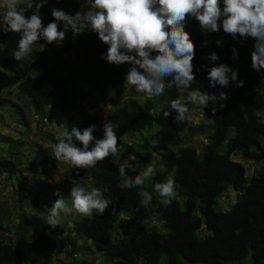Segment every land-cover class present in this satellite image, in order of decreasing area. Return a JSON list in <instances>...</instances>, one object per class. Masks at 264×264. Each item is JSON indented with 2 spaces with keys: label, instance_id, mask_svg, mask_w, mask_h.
Masks as SVG:
<instances>
[{
  "label": "trees",
  "instance_id": "1",
  "mask_svg": "<svg viewBox=\"0 0 264 264\" xmlns=\"http://www.w3.org/2000/svg\"><path fill=\"white\" fill-rule=\"evenodd\" d=\"M51 1L65 5L66 13L79 12L82 7V0ZM40 12L45 26L54 21L46 4ZM3 14L0 13V17ZM31 14L28 11L26 17ZM2 27L0 23V82H8L13 75L7 69L20 71L27 62L25 57L20 61L14 58L20 34L4 31ZM186 30L196 45V54L193 61L195 80L191 89L185 90L199 89L218 97L225 92L228 96L227 100L218 99L205 108L202 105L198 107L199 112L204 109V117L208 121L198 127L199 133L207 140L202 144L200 153L192 145H184L178 150L170 145L181 138V132L189 124L177 125L175 112L168 118L164 117L165 110L171 111V103L155 112L149 101L141 103L134 98L138 93L135 87L125 85L126 73L133 65L125 69L102 59L109 45L103 43L95 32L77 35L82 57L79 64L64 73L29 74L19 83V90L31 98L38 110L52 107L65 115V131H71L73 127L82 131L96 125L93 135L98 139L103 138V131L99 130L100 112L78 109L73 92L84 84L91 92L102 95L105 104L119 101L110 118L117 136L119 133L143 132L156 127L153 135L161 156V168L145 181L143 188L152 199L146 207L141 206L140 189L126 187L125 181L143 171V167L153 161V153L137 152L138 167L132 169L128 165L121 177L119 165L123 162L115 160L122 146L119 137L115 157L109 156L94 167L75 171L83 187L88 190L98 188L103 192L109 203L103 215L95 210L87 216L78 213L68 227L67 235L61 237L59 226L52 228L46 224L44 217L28 214L17 226L16 239L11 240L1 234L4 226L0 214V264H52L62 246H73L71 233L90 241V249L105 254L110 264H161L163 260L166 264H248V257L252 264H264V166L248 178L244 165L232 158L236 152L246 157L264 158V121L259 115L264 110V74L252 68L247 47L237 42L244 38L237 36L234 39L226 34L222 22L220 33H206L199 21L191 18ZM216 34H222L227 41L216 49L219 60L210 62L205 58V42ZM54 43L41 39L33 46L53 47ZM234 48L238 57L233 54ZM221 63L239 70L238 77L244 81L243 87H237L235 82H230L227 87L211 86L208 70ZM126 90L128 98L120 101ZM164 95L169 100L180 98L181 89L166 88ZM9 102L0 93V107ZM213 108L218 110L213 112ZM17 111L25 116L21 107H17ZM24 122L29 124L25 117ZM4 141L15 142L9 136ZM56 161L50 147L39 144L29 161L30 169L39 173ZM2 172L21 181L18 165L13 159L0 157ZM169 177L175 180L177 195L165 205L154 185ZM228 186L237 192V201L229 209L218 210V198ZM44 188L54 202L59 199L57 191L63 194L65 200L70 198V189L51 183H46ZM36 207L43 210L38 203ZM124 215L130 216L128 223L132 227L126 236L114 239L111 233ZM153 218L163 221L164 228L151 226ZM204 224L209 231L206 237L199 234ZM69 255L76 257L77 252L69 251ZM80 264H91V261L86 258Z\"/></svg>",
  "mask_w": 264,
  "mask_h": 264
},
{
  "label": "clouds",
  "instance_id": "2",
  "mask_svg": "<svg viewBox=\"0 0 264 264\" xmlns=\"http://www.w3.org/2000/svg\"><path fill=\"white\" fill-rule=\"evenodd\" d=\"M47 3L48 0H32L22 7L20 0H0V9L5 10L0 17L3 30L20 34L14 52L15 60L20 61L28 55L33 44L41 39L49 44L62 43L68 31L79 35L88 30L98 34L99 39L109 45L102 59L117 66L125 63L133 65L126 73V86H134L137 92L146 94L148 98L162 96L166 88L191 89L195 80L193 61L196 54V45L186 30L188 18L191 17L199 21L206 33L219 32L222 22L223 31L234 39L237 36L253 38L255 50L251 53V66L257 72L264 69V0H92L86 11L76 12L75 15L52 8L54 21L45 26L40 9ZM28 11L32 13L30 17L25 15ZM61 23L63 30H60ZM216 43L219 46L223 42ZM233 54L238 57L235 48ZM207 59L215 62L219 56L213 52ZM238 73V69L233 70L221 63L208 70V79L212 87L217 84L227 87L230 82L243 87L244 81L239 80ZM218 99L227 100V93L221 92L218 97L214 93L192 89L186 96L187 103L179 98L173 99L171 111L165 110L163 115L168 118L175 112L177 125L189 123L195 118L196 110H190L188 103L205 108ZM217 110L213 108V112ZM200 115H205L204 109ZM95 130L96 125L82 131L79 127H73L71 131L67 129L57 135L55 159L65 165L87 169L109 156L115 157L119 137L111 121L105 119L103 138H96L93 135ZM73 138L83 147H77ZM136 159L135 154H129L119 165L121 177L125 175L129 161ZM154 172V165L149 164L134 178L125 181L126 187L140 189L141 206L146 207L152 199L143 186ZM71 183V207L63 194L56 192L59 199L50 207L46 217V224L52 228L59 225L62 216L72 211L87 216L95 210L103 215L109 207L100 189L88 190L75 179ZM154 188L165 205L170 204L177 195L175 180L171 177L156 183Z\"/></svg>",
  "mask_w": 264,
  "mask_h": 264
},
{
  "label": "rangeland",
  "instance_id": "3",
  "mask_svg": "<svg viewBox=\"0 0 264 264\" xmlns=\"http://www.w3.org/2000/svg\"><path fill=\"white\" fill-rule=\"evenodd\" d=\"M32 0H20V4L27 5ZM90 0H82V7L79 12L87 10V7L91 5ZM50 10L52 8H58L66 12V6L55 3L48 0L46 4ZM5 12L4 9H0V13ZM76 12H69L68 14L75 15ZM27 12L25 13V15ZM191 17L188 18L189 23ZM60 30H63V24L60 25ZM85 30L84 32H87ZM216 33H220L216 32ZM217 41H222L221 45H217ZM227 39L223 38L222 34H216L207 40L205 58L215 52L216 49L222 46ZM247 47L250 55L254 51L255 40L253 38L241 39L237 41ZM26 64L19 70L14 68L7 69L8 72L13 75V78L8 82H0V93H3L10 102L0 107V157H7L16 161L19 168V175L21 181H18L15 177H11L8 173H0V214L3 217V230L1 234L7 238L16 239V230L18 224L28 214H37L46 219L50 207L54 201L47 196L45 191V184H56L59 187L70 189L72 187L71 181L75 179L81 185L82 183L75 174V171L79 168L72 165H65L61 161H56L54 165L49 166L42 172L35 173L30 169L29 161L35 154L36 148L39 144L48 146L51 152L54 154L55 138L57 135L65 131V115L55 110L52 107H46L43 110H38L31 98L24 92H21L18 88L19 83L27 76H38L44 72L55 71L64 73L72 66H76L82 60L81 47L77 40V35H74L71 31L66 33V37L62 43H54L53 47L35 45L32 46L31 52L25 56ZM209 60V59H207ZM210 62H213L209 60ZM117 66V65H116ZM117 67L128 69L130 64L125 63ZM264 74V69L259 71ZM129 87V86H127ZM128 90L125 91L120 101L126 100ZM189 90L181 89V96L179 99L187 103L186 96ZM141 103L149 101L155 112L160 111L167 104L171 103L164 94L162 96H156L148 98L146 94L138 92L133 96ZM73 100L77 104L78 109H89L100 112L101 123L99 126L100 132L103 131V125L105 119L110 120L114 106L119 103L113 102L105 104L102 95L91 92L89 88L80 84L73 92ZM16 104V106H13ZM198 104L188 103L190 110L195 109L196 115L191 120L187 127L181 132V138L170 143V145L178 150L184 145L195 146L197 152L200 153L202 144L206 143L203 134L199 133V126L202 123H207V119L204 115H200L198 110ZM17 107H21L24 110L25 116H21ZM264 121V110L259 113ZM24 117L28 121V125H25ZM156 127L151 128L148 131L132 132V133H119V137L122 141L121 151L116 156V161H124L129 154H135L136 161H129L130 168L135 169L138 167L140 161L137 152L151 151L153 153V161L146 164L143 170L149 164L154 165L155 172L161 168L160 154L157 149V140L154 137ZM12 137L15 142L9 143L4 141L5 137ZM73 142L77 147H83V145L73 139ZM264 147V142H263ZM232 158L239 161L246 168V175L248 178L257 174L259 170L264 166V158L258 156L246 157L239 152L232 155ZM152 175V176H153ZM152 178V177H151ZM237 201V192L230 186H228L225 192L218 198L217 209L224 210L229 209ZM69 207L72 204V198L66 199ZM36 203L43 207L42 211L36 207ZM78 215V212L72 211L65 216L61 217L59 223V231L61 237L67 235L68 227L72 224V220ZM130 219L129 215H124L119 222L117 228L111 233L112 238L119 239L128 234L131 229V224L128 223ZM151 226H156L159 229L164 228V222L158 218L151 219ZM57 232V231H56ZM199 234L202 237L209 235L207 225H203L199 230ZM71 239L74 241L72 245H64L60 248L59 252L55 255L52 264H80L84 259L89 258L91 264H110L109 259L105 254L98 250L90 249L91 242L78 238L74 233H71ZM72 249V250H71ZM69 251L77 252L76 257L69 255ZM248 264H252L251 258H247ZM161 264H166L165 260ZM229 264H237L232 262Z\"/></svg>",
  "mask_w": 264,
  "mask_h": 264
}]
</instances>
